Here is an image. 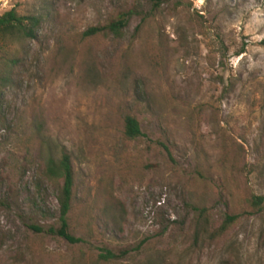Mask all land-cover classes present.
<instances>
[{
  "label": "rangeland",
  "instance_id": "374dc122",
  "mask_svg": "<svg viewBox=\"0 0 264 264\" xmlns=\"http://www.w3.org/2000/svg\"><path fill=\"white\" fill-rule=\"evenodd\" d=\"M11 9L41 24L0 51V264H264V0ZM124 14L119 37L83 36ZM63 154L74 245L55 234L62 180L43 175ZM202 209L214 227L240 218L198 234Z\"/></svg>",
  "mask_w": 264,
  "mask_h": 264
},
{
  "label": "trees",
  "instance_id": "16d2710c",
  "mask_svg": "<svg viewBox=\"0 0 264 264\" xmlns=\"http://www.w3.org/2000/svg\"><path fill=\"white\" fill-rule=\"evenodd\" d=\"M127 15H122L119 19L111 21L103 27H94L83 33L84 37H90L97 33L109 32L115 37H119L126 27ZM41 24L40 17L33 14L22 15L15 9L4 12L0 15V51L5 54V48L9 47L13 41H33L37 36L38 29ZM5 47V48H4ZM243 50V49H242ZM243 51L237 53V56ZM124 135L128 139H136L141 136V131L137 120L132 116L125 117ZM44 177L50 180H62V185L57 195L58 202V229L55 234L66 240L70 244H77L80 239L74 238L69 233L68 215L71 210L72 203V187H73V170L69 156L63 154L58 163L49 161L45 168ZM251 206H259L262 198L253 197L250 200ZM198 234L209 232V236H222L225 234L240 218V215L225 214L217 227L211 225L209 217L205 210H200L197 217ZM53 232V231H52ZM117 256L110 251H105L98 255V260L108 262L116 259Z\"/></svg>",
  "mask_w": 264,
  "mask_h": 264
}]
</instances>
